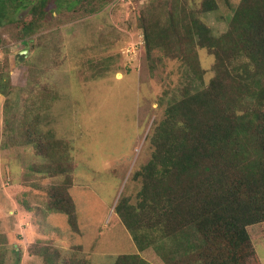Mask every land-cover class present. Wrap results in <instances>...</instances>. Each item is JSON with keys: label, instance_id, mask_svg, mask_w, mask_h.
I'll return each mask as SVG.
<instances>
[{"label": "rangeland", "instance_id": "1", "mask_svg": "<svg viewBox=\"0 0 264 264\" xmlns=\"http://www.w3.org/2000/svg\"><path fill=\"white\" fill-rule=\"evenodd\" d=\"M202 1L109 0L85 12L84 2L71 10L65 0L29 39L19 35L28 9L9 13L13 22L0 28V83L12 88L0 92V264H114L122 253L164 264L152 247L137 248L115 212L122 196L136 200L134 173L151 157L152 128L187 80L177 57L159 49L148 57L141 20L163 21L183 6L220 34L241 0H216L207 12ZM196 50L207 83L214 57ZM29 130L71 142L75 230L49 208L58 180L32 169L41 161ZM247 228L264 264V222Z\"/></svg>", "mask_w": 264, "mask_h": 264}, {"label": "trees", "instance_id": "2", "mask_svg": "<svg viewBox=\"0 0 264 264\" xmlns=\"http://www.w3.org/2000/svg\"><path fill=\"white\" fill-rule=\"evenodd\" d=\"M49 1L0 0V28L13 22L10 12L27 8L31 18L19 35L29 39L49 12H63L65 0H54L51 9ZM108 1L67 5L74 10L84 2L92 12ZM217 8L216 0L202 1L204 12ZM164 15L141 20L147 55L159 49L177 57L187 80L152 128L151 157L134 173L141 183L136 200L122 196L115 212L137 248L152 247L164 264H261L247 227L264 222V0H241L220 34L183 6ZM197 46L214 57L207 83ZM11 89L0 83L2 94ZM29 132L26 141L41 161L32 169L58 180L48 191L49 208L66 214L75 230L71 142ZM114 264L150 263L122 253Z\"/></svg>", "mask_w": 264, "mask_h": 264}]
</instances>
